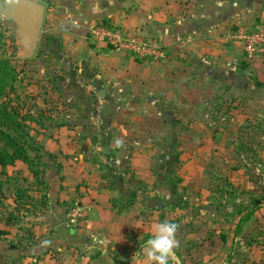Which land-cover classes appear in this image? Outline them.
Here are the masks:
<instances>
[{
	"label": "crops",
	"instance_id": "0c3cea01",
	"mask_svg": "<svg viewBox=\"0 0 264 264\" xmlns=\"http://www.w3.org/2000/svg\"><path fill=\"white\" fill-rule=\"evenodd\" d=\"M35 1L44 7L42 38L57 40L65 60L77 67L76 62H82L76 72L78 84L92 99L91 93L96 91L100 97L103 91L99 101L103 109L97 110L99 116L83 119L79 109L82 107L69 105L66 113L77 117L65 119L55 127L49 119L51 106H45V116L49 115L45 127H55L54 135H45V141L35 138L57 158L55 162L48 161L47 189L36 197L42 199L44 206L39 207L37 215L15 213L20 222L8 223V212L13 211L15 204L5 193L10 198L3 201L4 207L0 204V233H4L0 235V264H145L143 243L152 236V225L161 222L160 212L154 210L150 216L145 215V203L138 200L127 210L126 201L115 205L113 200L122 199L111 175L124 169L119 163L113 172L109 169L113 165L104 164L108 157L123 155L131 167V180L123 176L126 187L134 188L136 180H143L146 186L153 184L150 163L140 172L137 162L140 157L155 156V143L162 149L161 127L170 130L167 140L177 139L179 109L182 114H191L208 106L216 110L232 105L236 108V99L240 102L243 97L250 109L245 119L249 120L250 143L254 149H264V61L247 62L243 45L233 37L241 27L264 25V0ZM103 23L160 40L167 50V59L142 63L122 52L95 45L90 32ZM93 107L96 108L94 99ZM110 110L114 118L107 125L108 120L102 115ZM196 121L194 117L189 119L191 125ZM243 121L241 116L236 124L241 127ZM117 139L122 142L119 147L115 144ZM138 173L147 175L146 179ZM70 203L90 207L88 217L78 226L69 224ZM42 214L45 231L40 234L34 221ZM31 217L37 218L29 223ZM229 237V243L223 244L228 250L225 260L231 252L228 246L233 235ZM243 237H248L246 231L238 240ZM208 244L207 252L211 254L212 245ZM255 252L259 253L258 259H251L250 255V259L242 260L244 264H264L263 248L257 247ZM237 253L243 257L248 252L241 247ZM208 262L213 263L212 259Z\"/></svg>",
	"mask_w": 264,
	"mask_h": 264
},
{
	"label": "rangeland",
	"instance_id": "374dc122",
	"mask_svg": "<svg viewBox=\"0 0 264 264\" xmlns=\"http://www.w3.org/2000/svg\"><path fill=\"white\" fill-rule=\"evenodd\" d=\"M44 29L45 21L42 23L37 47L33 55L27 57L19 43L15 25L0 21V57L8 59L18 71L15 95L19 97L20 105L33 112L42 111L39 114L42 115V124H31V133L43 141H45V135L46 137L54 135V129L60 125L59 122L65 119L69 121L73 116L77 117L71 112L66 113L65 107L70 105L69 100L77 97L76 90H78L72 87L73 79L63 64L64 61L57 59L54 55L40 54ZM260 60L264 61V58ZM76 64L79 67L82 62L78 61ZM78 75L76 73L77 83ZM61 77H64V81L60 80ZM67 95H69L68 99ZM91 96L97 108L95 109H103L99 104L101 99L98 92L91 93ZM215 96L213 101H215ZM230 96L232 98L233 95ZM221 97L218 98L219 103L222 102ZM238 100L236 99L238 105L236 108L232 105L224 110H216V107L212 105L210 109L208 106L206 110L199 109L191 114H184V112L182 114V110L179 109L177 116L180 124L176 127L177 139L172 142L170 139L167 140L170 138L168 136L170 130L161 127L160 146H163L162 149L155 143L157 148L155 156L140 157L137 162L136 167L140 169V172L147 169V162L150 163L149 168L154 183L146 186L143 180H136L138 183L136 182L135 188L127 186V189L135 190L136 187L145 185L144 201H169L171 203L173 201L170 194V189L173 187L171 183L178 184L183 209L172 206L163 207L159 211V221H169L179 226L176 233L178 247L174 253L179 256L182 264H209V259H212V264L222 263L228 250L221 241V234L232 236L240 217L239 211L245 209L243 213H246L257 203L264 204V149L262 147L258 150L254 149V145L250 143L249 120H245L250 112L246 103L247 98H241L240 102ZM223 102L225 103L224 99ZM47 103L53 111L49 119H51V125H55L54 128L51 125L45 127V117H49V115L45 116ZM79 109L82 110V108ZM241 116L244 121L240 127L236 121ZM193 117L197 121L191 125L189 119L192 120ZM154 128L158 129V127ZM239 133L242 136H239ZM126 139H128L127 136ZM128 162H130L129 159L124 158L123 155L118 158L113 156L104 166L110 163L117 167L120 163L124 170L118 169V173L121 172L122 177L131 180V174L129 175L131 167L127 165ZM22 167L19 165L17 170L21 171L18 175L20 178L24 176ZM137 175L142 179L147 177L144 173ZM169 177L171 180L168 179ZM178 179H181L180 183H176ZM34 190L36 191V194H33L35 197L45 193L39 192L40 189L37 191L34 188ZM5 193L10 196L8 191ZM121 199H125L122 194ZM143 200L138 199V201ZM74 205L75 203H70V210ZM145 208L143 213L147 216L154 211L151 207L146 206ZM42 216L43 214L39 218L35 217L38 220L31 217L29 222L32 223L35 220L34 225L37 226L36 230L40 234L45 231V221H43L45 217ZM244 231L248 237L240 240L241 246L239 247H245L248 253L243 254L241 258L247 260L251 255V259L256 260L259 257V253L255 252L257 247L264 250V212H258L252 223L245 225ZM208 242L212 245L210 251L213 253L211 254L207 252L210 247L207 246ZM230 247H232V242L228 248ZM242 260L240 261L243 262ZM169 264H175L171 257Z\"/></svg>",
	"mask_w": 264,
	"mask_h": 264
},
{
	"label": "trees",
	"instance_id": "16d2710c",
	"mask_svg": "<svg viewBox=\"0 0 264 264\" xmlns=\"http://www.w3.org/2000/svg\"><path fill=\"white\" fill-rule=\"evenodd\" d=\"M107 24V23H103ZM57 40L45 36L42 38L40 44V54L54 55L57 59L64 61L66 69L71 75L72 87H76L77 97L73 100H69L71 106L82 107L81 116L83 119H88L97 116L98 111L93 107V99L86 95L85 89L81 87L76 80V72L79 69L70 60L62 55L61 47L56 44ZM64 81V77L60 78ZM18 81V71L12 66L8 59L0 57V204L4 207L3 201L8 199L5 197V192L8 191L12 197L15 207L12 212H8L10 222H20L15 216V213L22 214L23 212H29L37 215L38 209L44 206L42 199L37 200L33 195L40 189L39 192H44L47 189L45 175L49 168V162H55L57 156L49 153L45 150L44 146L32 135L31 124L41 125L42 115L40 112H33L31 109H26L20 105V99L15 91V83ZM259 86H261L259 84ZM75 94V93H74ZM69 95H67L68 99ZM42 114V113H41ZM100 114H98L99 116ZM107 121V125H110L114 112L109 111L108 114L102 115ZM46 118V117H45ZM87 128V127H86ZM90 128V127H89ZM107 140H109L107 138ZM172 148V146H171ZM110 160V157L107 159ZM178 160V157H177ZM22 165L25 168L26 175L21 177L19 175L18 166ZM58 172H61V167L57 165ZM111 171L114 170V166L109 167ZM114 172V171H113ZM111 179L115 181V185L120 190L121 194L125 197L124 200H113L115 205H119L120 201H126L125 210L130 209L138 199L143 200L145 194V185L136 187L135 190L127 189L124 181V177L118 173H113ZM171 180V177L168 178ZM181 182V179L176 181ZM138 183V182H137ZM137 185V184H136ZM173 186L170 189V194L173 201H144L145 206L151 207L155 211H161L163 207L172 206L175 208H182L181 199L182 196L178 193V184L171 183ZM135 188V187H134ZM181 198V199H180ZM70 211V208L69 210ZM245 211V209H243ZM239 211V219L233 231V237L231 252L223 263L220 264H244L241 262V256H238V249L240 246L239 237L244 231L245 225L251 221V219L260 211L264 212V204L257 203L250 211L243 213ZM162 222V221H161ZM4 233H0L2 235ZM230 237L222 234L221 241L227 245ZM149 239V238H148ZM147 239V240H148ZM147 240L143 243L146 244ZM238 263H235V260Z\"/></svg>",
	"mask_w": 264,
	"mask_h": 264
},
{
	"label": "built area",
	"instance_id": "2783aa9c",
	"mask_svg": "<svg viewBox=\"0 0 264 264\" xmlns=\"http://www.w3.org/2000/svg\"><path fill=\"white\" fill-rule=\"evenodd\" d=\"M233 37L241 42L247 62L264 58V25L252 24L239 28ZM90 38L97 46L111 48L122 52L142 63L164 62L167 50L160 40L143 37L110 24L95 26L90 32ZM90 207L75 203L68 212L69 224L78 226L88 217Z\"/></svg>",
	"mask_w": 264,
	"mask_h": 264
},
{
	"label": "water",
	"instance_id": "95a60500",
	"mask_svg": "<svg viewBox=\"0 0 264 264\" xmlns=\"http://www.w3.org/2000/svg\"><path fill=\"white\" fill-rule=\"evenodd\" d=\"M43 16L44 7L35 0H0V21L15 25L19 43L27 57H31L37 47ZM103 95L102 91L100 97ZM171 259L175 264H182L174 252Z\"/></svg>",
	"mask_w": 264,
	"mask_h": 264
},
{
	"label": "clouds",
	"instance_id": "9594fccd",
	"mask_svg": "<svg viewBox=\"0 0 264 264\" xmlns=\"http://www.w3.org/2000/svg\"><path fill=\"white\" fill-rule=\"evenodd\" d=\"M117 139V147L121 145ZM178 225L169 221L157 222L152 225V236L143 245L142 253L145 256V264H169L170 257L178 247L176 233Z\"/></svg>",
	"mask_w": 264,
	"mask_h": 264
}]
</instances>
